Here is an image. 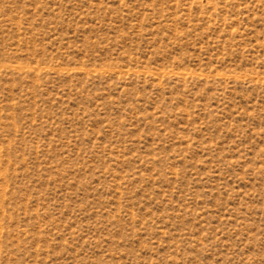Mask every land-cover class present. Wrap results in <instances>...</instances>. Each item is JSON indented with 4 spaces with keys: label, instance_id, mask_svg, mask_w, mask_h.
<instances>
[{
    "label": "rangeland",
    "instance_id": "374dc122",
    "mask_svg": "<svg viewBox=\"0 0 264 264\" xmlns=\"http://www.w3.org/2000/svg\"><path fill=\"white\" fill-rule=\"evenodd\" d=\"M0 264H264V0H0Z\"/></svg>",
    "mask_w": 264,
    "mask_h": 264
}]
</instances>
